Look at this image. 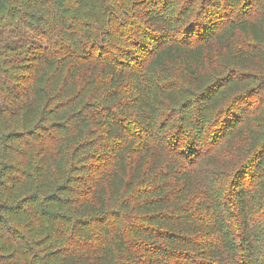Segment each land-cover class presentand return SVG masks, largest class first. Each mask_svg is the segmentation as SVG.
<instances>
[{
	"label": "trees",
	"instance_id": "1",
	"mask_svg": "<svg viewBox=\"0 0 264 264\" xmlns=\"http://www.w3.org/2000/svg\"><path fill=\"white\" fill-rule=\"evenodd\" d=\"M0 264H264V0H0Z\"/></svg>",
	"mask_w": 264,
	"mask_h": 264
}]
</instances>
